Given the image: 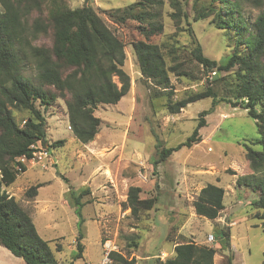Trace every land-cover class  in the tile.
Returning a JSON list of instances; mask_svg holds the SVG:
<instances>
[{"label":"rangeland","instance_id":"obj_1","mask_svg":"<svg viewBox=\"0 0 264 264\" xmlns=\"http://www.w3.org/2000/svg\"><path fill=\"white\" fill-rule=\"evenodd\" d=\"M64 1L71 9L85 4V0ZM159 1H162V6L150 11L159 13L164 31L154 37L153 42L161 47L169 66L181 62L191 70L187 77L170 74L171 88L167 91L172 92V101L179 102L209 86L218 93L219 100L235 101L230 90L236 83L234 74L211 73L204 76L203 69L191 62V52L200 44L207 58L221 63L236 50V34L216 28L213 16L195 20L196 10L206 7L208 0ZM258 1L241 2L242 15L249 27L264 12V0ZM135 4L136 0H90L89 3L125 44L124 70L131 77L128 95L116 105H99L96 108L94 115L101 124L98 135L88 144L81 143L74 136L65 102L58 100L51 105L44 112L47 142L55 145L64 141V144L50 147L47 161L22 163L26 171L20 172L16 182L6 191L23 200L33 213L39 235L49 241L56 258L64 264L99 263L103 258L102 239L108 237L114 239L119 253L129 261L137 255L139 264H153L154 259L145 258L161 252L171 255L172 239L182 225V215L192 213L190 206L201 189L214 184L227 190L224 204L230 210L229 214L226 212L230 217L224 223L237 222V227L232 229L235 238L232 240L231 235L230 241L237 256L236 264H262L264 226L262 221L248 218L254 213L249 204L258 194L255 196L240 189L241 197L237 186L232 185L233 173L253 176L245 159V147L257 151L262 149L253 145L260 137L256 121L247 111L233 108L225 102H220L211 111L212 99L200 100L178 114H171L169 97L165 95L168 92L161 93L164 90L153 88L139 69L132 42L143 37L138 30L140 24L131 20L138 12H133ZM43 12L44 16L47 15L46 5ZM38 16V12H33L30 21ZM123 16H129V19L121 25L118 19ZM33 45L51 47V34L39 35ZM240 49L244 53V48ZM24 74L34 80L37 71L29 65ZM113 81L121 87L117 77ZM203 111H208L209 115L204 118L206 126L199 131L201 142L174 152L154 167L153 163L162 149L176 147L192 135ZM14 115L18 123L28 116L16 111ZM215 175L220 178H215ZM255 176L262 178L264 174ZM37 185L41 187L36 204L27 202L26 192ZM131 187L143 189V197H150L152 193L158 195L155 209L144 221L134 217L131 209L126 207ZM71 189L78 193L89 190L82 198L85 204L83 220L77 215L73 202H63L64 193ZM223 217L226 218L225 215ZM214 221L191 216L179 238L185 235L188 239L214 247L218 241L216 234L221 229ZM210 233H213L215 241L205 244ZM79 234L83 236L82 258H76V237ZM136 237L140 239L136 240ZM136 242L138 248L133 246ZM229 249L231 246L223 252L225 264L233 258V251Z\"/></svg>","mask_w":264,"mask_h":264},{"label":"trees","instance_id":"obj_2","mask_svg":"<svg viewBox=\"0 0 264 264\" xmlns=\"http://www.w3.org/2000/svg\"><path fill=\"white\" fill-rule=\"evenodd\" d=\"M208 1L206 7L196 10L195 20L213 16L216 28L236 34V50L219 63L207 58L198 44L191 52V62L203 69L204 76L211 73L234 74L236 83L230 90L235 101L219 100L218 93L211 86L179 102L172 101V92L167 91L171 88L170 74L187 77L191 70L181 62L169 66L161 47L153 42L154 37L163 34L164 27L159 13L150 9L162 6V1L136 0L133 12H138L131 20L140 24L138 30L143 39L133 41L132 45L143 78L153 88L164 90L161 93L168 92L165 95L169 97L171 114H178L200 100L212 99L211 111L220 102H225L233 108L247 111L256 121L260 137L253 145L262 149L257 151L245 147V159L253 176H240L236 186L255 196L258 194L249 204L254 213L248 218L260 220L264 226V177L255 176L264 174V12L249 27L241 11V2L245 0ZM254 1L257 3L258 0ZM89 3L90 0H85L83 7L71 9L64 0H0V246L22 258L25 264H61L49 242L39 235L33 213L21 198L6 191L19 177L18 168L26 171L18 160L24 156L31 158V145L41 143L50 152V147L64 144V141L48 144L44 112L58 100H63L74 136L81 143L88 144L99 133L101 121L94 115L96 108L118 104L131 90V77L124 70L125 44ZM45 5L47 15L44 16ZM35 11L39 16L30 21V15ZM128 19L129 16L120 17L118 23L126 24ZM49 33L51 47L33 45L39 35ZM29 65L37 71L34 80L24 74ZM114 77L118 78L121 87L113 81ZM15 111L27 114V119L18 123ZM207 115L208 111L200 113L197 128L185 142L162 149L153 163L154 167L174 152L201 142L199 131L206 126L204 118ZM40 187L33 186L26 192L27 202L35 200ZM239 191L243 197L242 190ZM88 192L78 193L71 189L67 193L68 201L77 207L76 213L82 220V198ZM143 194L140 187H131L126 205L141 221L158 202V195L152 193L150 197H143ZM225 195L223 188L208 184L193 202L195 213L208 220L218 219L226 208ZM216 238L218 241L214 247L197 245L186 237L179 238L184 241L177 242L175 254L165 261L158 260L157 264H214L215 255L231 246L229 227H222ZM77 239L76 258H82V234ZM138 239L140 237H136ZM133 246L139 247L137 242ZM111 258L112 264H136L135 258L129 261L117 252L112 253ZM231 261L229 259V264Z\"/></svg>","mask_w":264,"mask_h":264},{"label":"crops","instance_id":"obj_3","mask_svg":"<svg viewBox=\"0 0 264 264\" xmlns=\"http://www.w3.org/2000/svg\"><path fill=\"white\" fill-rule=\"evenodd\" d=\"M213 176V175H212ZM240 176H242V175H240V174H236V175H233L232 177H233V179H234V182L232 183V185L234 186V187H236V182H237V179L240 177ZM215 178H220L219 177V175L218 176H216L215 175ZM216 181H218L219 179H215ZM219 182V181H218ZM86 182H84V184H85ZM91 188V187H90ZM236 189L237 190H240V188H238V187H236ZM202 190V189H201ZM225 190V192L227 191L226 189H224ZM242 190H244V188H242ZM69 192V191H68ZM68 192H66V193H64V203H66V202H68V203H70L69 201H68V199H67V193ZM11 196H14V195H11ZM37 198V197H36ZM36 198H35V200H33L34 201V204H36ZM31 202V201H30ZM239 203H241V201H239ZM84 206H85V204H84ZM226 206V205H225ZM190 209L192 210L191 212L192 213H190L189 215H182V225L180 226V228L178 229V233H177V235L172 239L173 241V246H172V252L170 253L171 255H174L175 254V247H176V245H177V240L179 239V236H181L182 235V233H181V231L184 229V226L186 225L185 223H187L188 222V220L190 219V217L191 216H198L196 213H195V210H194V207H193V205H191L190 206ZM229 210V208L226 206V208H225V210H224V212L222 213V217H219L218 219H216L214 222H216V225H219L221 228L222 227H225V226H228L229 228H230V231H231V235H232V240H234V238H235V234H234V232L232 231V229L234 228V227H237V222L236 221H232V222H230V224H227L226 222L224 223V221L227 219V218H229L230 216H228L227 214H229V212H230V210ZM226 212H227V214H226ZM33 215V214H32ZM223 215H225L226 216V218H224L223 217ZM200 218H202V217H200ZM205 219V218H204ZM33 220H34V218H33ZM187 221V222H186ZM227 222H229V219L227 220ZM35 224V223H34ZM225 224V225H224ZM248 228V227H247ZM37 229V228H36ZM38 231V230H37ZM239 231V230H238ZM39 233V232H38ZM213 233H210V234H208V236L209 235H212ZM215 234V233H214ZM184 237H186V238H188V236H185V235H183ZM208 236H207V238H208ZM214 236V235H213ZM77 238V237H76ZM217 239V238H216ZM45 240V239H44ZM47 241V240H46ZM76 241V240H75ZM193 241L197 244V245H204V244H201V243H198L196 240H194L193 239ZM49 242V241H48ZM102 243H103V239H102ZM205 244H208V242H207V240H206V242H205ZM216 245V244H215ZM214 245V246H215ZM84 246V245H83ZM228 250V249H227ZM230 250V252L231 251H233V248H232V244H231V249H229ZM224 252V251H223ZM223 252H218L216 255H215V257H214V264H225V261H226V259H225V257H224V254H223ZM84 253V252H83ZM232 253V256H233V258H232V264H236V262H238L237 261V256H236V254L234 253V251L233 252H231ZM121 254V253H120ZM171 255H166V252H161L159 255L158 254H155L152 258H150V257H147V258H145L146 260H149V259H154L155 261H154V263L153 264H157V261L158 260H161V261H165L167 258H169V257H171ZM56 256V255H55ZM134 257L136 258V261H137V264H139V258H138V256L137 255H134ZM57 259V258H56ZM58 260V259H57ZM59 261V260H58ZM61 264H64L62 261H59ZM0 264H25V262H24V260L22 259V258H18V257H16V256H14L7 248H5V247H3V246H0ZM97 264V263H96Z\"/></svg>","mask_w":264,"mask_h":264},{"label":"built area","instance_id":"obj_4","mask_svg":"<svg viewBox=\"0 0 264 264\" xmlns=\"http://www.w3.org/2000/svg\"><path fill=\"white\" fill-rule=\"evenodd\" d=\"M32 149V156L31 158H27L26 156L20 158L18 161L20 163L30 162V163H41L44 161H47L49 159V150L47 148L43 147L41 143L33 144L30 147ZM19 172H23L22 168H18ZM215 241V238L213 235H209L207 238L208 243H213ZM102 250H103V258L102 260L97 264H112V258L111 255L114 252L119 253L117 249V245L112 238H105L102 243Z\"/></svg>","mask_w":264,"mask_h":264}]
</instances>
